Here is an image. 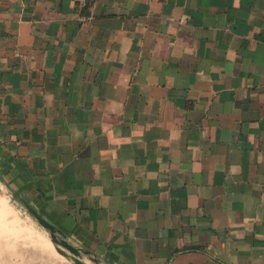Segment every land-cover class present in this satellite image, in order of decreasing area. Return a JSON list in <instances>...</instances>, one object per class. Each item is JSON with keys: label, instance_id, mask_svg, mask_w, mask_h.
I'll use <instances>...</instances> for the list:
<instances>
[{"label": "crops", "instance_id": "crops-1", "mask_svg": "<svg viewBox=\"0 0 264 264\" xmlns=\"http://www.w3.org/2000/svg\"><path fill=\"white\" fill-rule=\"evenodd\" d=\"M0 181L101 264H264V0H0Z\"/></svg>", "mask_w": 264, "mask_h": 264}, {"label": "rangeland", "instance_id": "rangeland-1", "mask_svg": "<svg viewBox=\"0 0 264 264\" xmlns=\"http://www.w3.org/2000/svg\"><path fill=\"white\" fill-rule=\"evenodd\" d=\"M63 252L69 253L0 181V264H73Z\"/></svg>", "mask_w": 264, "mask_h": 264}, {"label": "water", "instance_id": "water-1", "mask_svg": "<svg viewBox=\"0 0 264 264\" xmlns=\"http://www.w3.org/2000/svg\"><path fill=\"white\" fill-rule=\"evenodd\" d=\"M26 208L31 212L34 217L38 220V222L49 229L52 239L55 243L63 245L68 252H63L64 255L68 256L73 264H89L84 259V254L81 248L74 246L71 242L67 240V238L62 234L60 230H58L52 223H50L46 218H44L36 209L31 207L28 203H24ZM94 264H101L97 258L92 259Z\"/></svg>", "mask_w": 264, "mask_h": 264}]
</instances>
